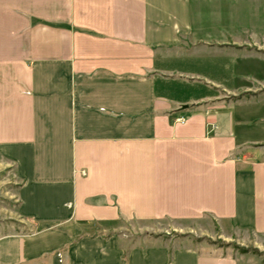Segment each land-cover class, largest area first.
Masks as SVG:
<instances>
[{"label": "crops", "instance_id": "0c3cea01", "mask_svg": "<svg viewBox=\"0 0 264 264\" xmlns=\"http://www.w3.org/2000/svg\"><path fill=\"white\" fill-rule=\"evenodd\" d=\"M242 2L0 0V157L31 225L0 237V264H264L129 234L264 242V101L237 82Z\"/></svg>", "mask_w": 264, "mask_h": 264}, {"label": "rangeland", "instance_id": "374dc122", "mask_svg": "<svg viewBox=\"0 0 264 264\" xmlns=\"http://www.w3.org/2000/svg\"><path fill=\"white\" fill-rule=\"evenodd\" d=\"M242 1V0H240ZM248 3H239V13L235 16L238 30L235 37L239 42L246 44L245 48L239 47L237 63L239 64V75L237 82L241 86H250L254 89L252 95H257L254 102L264 101V0H245ZM19 179L15 174L11 163L0 157V237L14 233H23L30 230L31 225L18 214V189ZM137 238H132L131 243L139 242L140 238L144 244L156 238L166 239L174 237L176 241H187L193 246L202 243L217 244L222 247H231L234 250L246 253L252 252L264 259V242L260 247L252 244L242 245L240 243L226 242L220 238L212 239L199 237L189 232L173 230H157L129 232ZM140 236V237H138ZM244 249V251H243Z\"/></svg>", "mask_w": 264, "mask_h": 264}, {"label": "built area", "instance_id": "2783aa9c", "mask_svg": "<svg viewBox=\"0 0 264 264\" xmlns=\"http://www.w3.org/2000/svg\"><path fill=\"white\" fill-rule=\"evenodd\" d=\"M180 120H183V118H180Z\"/></svg>", "mask_w": 264, "mask_h": 264}, {"label": "trees", "instance_id": "16d2710c", "mask_svg": "<svg viewBox=\"0 0 264 264\" xmlns=\"http://www.w3.org/2000/svg\"><path fill=\"white\" fill-rule=\"evenodd\" d=\"M243 251H244V249H243ZM245 252H247V250H245Z\"/></svg>", "mask_w": 264, "mask_h": 264}]
</instances>
